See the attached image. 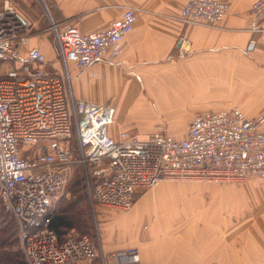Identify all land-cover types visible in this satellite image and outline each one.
I'll use <instances>...</instances> for the list:
<instances>
[{
  "label": "built area",
  "instance_id": "built-area-1",
  "mask_svg": "<svg viewBox=\"0 0 264 264\" xmlns=\"http://www.w3.org/2000/svg\"><path fill=\"white\" fill-rule=\"evenodd\" d=\"M230 9L220 0H187L181 15L189 24L216 25ZM250 15L264 18V0L252 4ZM137 20V10L128 7L104 30L53 26L66 65L59 72L40 47H28L30 25L16 9L6 2L0 13V204L17 221L27 264H94L102 256L89 234L52 227L53 204L75 165L90 168L95 205L124 211L134 207L138 192L167 180L264 185V115L248 118L232 106L196 115L183 139L163 125L148 139L127 131L114 138L115 107L74 98L67 64L85 70L120 56ZM75 132L78 155L70 146ZM111 257L119 264L140 260L136 248Z\"/></svg>",
  "mask_w": 264,
  "mask_h": 264
},
{
  "label": "crops",
  "instance_id": "crops-1",
  "mask_svg": "<svg viewBox=\"0 0 264 264\" xmlns=\"http://www.w3.org/2000/svg\"><path fill=\"white\" fill-rule=\"evenodd\" d=\"M221 1L231 9L217 25L185 22L181 11L187 0H0V13L6 2L13 6L30 25L28 47H40L53 64L61 59L59 46L51 41L56 39L53 26L60 31L73 25L84 33L100 31L126 8H135L138 20L123 42L122 54L85 70L71 64L70 76L75 99L115 107L114 138L127 131L144 140L163 119L191 121L198 114L227 109L230 102L243 106L248 118L264 115V18L250 15L256 0ZM188 126L183 122L177 129L170 123L168 131L183 139ZM226 208H215L217 216L223 214V223L209 243L213 257L192 264H264L263 198L251 204L243 192V209ZM130 233L131 238L137 235ZM107 248L94 264H119ZM148 248L142 247L138 263L120 264H151Z\"/></svg>",
  "mask_w": 264,
  "mask_h": 264
},
{
  "label": "rangeland",
  "instance_id": "rangeland-1",
  "mask_svg": "<svg viewBox=\"0 0 264 264\" xmlns=\"http://www.w3.org/2000/svg\"><path fill=\"white\" fill-rule=\"evenodd\" d=\"M51 41L55 42L56 47L59 46L58 39ZM53 64L59 72H65V64L59 60ZM72 66L67 64L70 73ZM74 72L79 73L77 70ZM70 85L73 89V79ZM160 104L163 108L167 106L166 102ZM228 105L243 110V106L238 103L230 102ZM183 122L189 124L190 120L177 117L163 119L156 125V129L163 125L166 133L170 134V123L179 129ZM70 146L76 155L80 153L77 132L72 135ZM91 179L90 168L75 165L67 185L53 204L52 215H66L73 223V227L67 229V232L89 234L101 253L107 247L113 253L136 248L142 255V247H149L147 259L151 264H192L212 258L213 254L209 250L214 247L209 246V243L214 238V230L223 223L219 221L223 214L217 216L215 208L227 207L230 211L243 209V192L248 194L251 204L260 201L261 197L264 200V185L256 179L244 182L167 180L158 187L138 192L135 205L137 202L138 204L131 210L124 211L95 205L92 201ZM226 201L228 203L223 204ZM2 207L0 206V233L5 227H9L20 235L14 217ZM232 219L233 224L238 223ZM134 229L136 230L133 231ZM130 232L137 235L131 238ZM19 247L22 250L21 242Z\"/></svg>",
  "mask_w": 264,
  "mask_h": 264
},
{
  "label": "trees",
  "instance_id": "trees-1",
  "mask_svg": "<svg viewBox=\"0 0 264 264\" xmlns=\"http://www.w3.org/2000/svg\"><path fill=\"white\" fill-rule=\"evenodd\" d=\"M0 206H3L2 208H6L4 204ZM6 210L10 212L14 217L13 213L10 210H8L7 208ZM52 227L59 234H64L67 233V229L73 227V223H71L68 217L64 214H53ZM19 242H21L20 235L16 233L15 229L5 227L2 230V232L0 233V264H27L24 252L19 247Z\"/></svg>",
  "mask_w": 264,
  "mask_h": 264
}]
</instances>
